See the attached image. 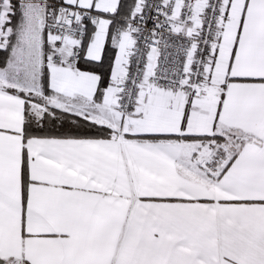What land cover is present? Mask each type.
<instances>
[{"label":"snow or ice","instance_id":"snow-or-ice-1","mask_svg":"<svg viewBox=\"0 0 264 264\" xmlns=\"http://www.w3.org/2000/svg\"><path fill=\"white\" fill-rule=\"evenodd\" d=\"M0 264H264V0H0Z\"/></svg>","mask_w":264,"mask_h":264}]
</instances>
